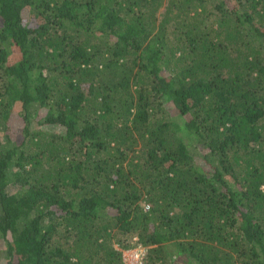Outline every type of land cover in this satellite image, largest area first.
Returning <instances> with one entry per match:
<instances>
[{
	"label": "trees",
	"instance_id": "trees-1",
	"mask_svg": "<svg viewBox=\"0 0 264 264\" xmlns=\"http://www.w3.org/2000/svg\"><path fill=\"white\" fill-rule=\"evenodd\" d=\"M0 138V264H264V0H0Z\"/></svg>",
	"mask_w": 264,
	"mask_h": 264
},
{
	"label": "rangeland",
	"instance_id": "rangeland-1",
	"mask_svg": "<svg viewBox=\"0 0 264 264\" xmlns=\"http://www.w3.org/2000/svg\"><path fill=\"white\" fill-rule=\"evenodd\" d=\"M31 129H37L35 124L31 125ZM38 129H41V128L38 126ZM42 129H45V128H42ZM47 129H50V128H47ZM20 130H21V127L17 128L16 133H17V137L20 136V138H21L22 134L20 133ZM53 131H55V130H53ZM0 140H3V139L0 138ZM145 255H146V251L140 247L133 248L130 250H123L122 251V260H123L124 264H132L133 258L134 259H135V257L136 258H140V257L142 258V256H143V261H144Z\"/></svg>",
	"mask_w": 264,
	"mask_h": 264
},
{
	"label": "built area",
	"instance_id": "built-area-1",
	"mask_svg": "<svg viewBox=\"0 0 264 264\" xmlns=\"http://www.w3.org/2000/svg\"><path fill=\"white\" fill-rule=\"evenodd\" d=\"M143 263V256L142 258H136L135 259L133 258V261H132V264H142Z\"/></svg>",
	"mask_w": 264,
	"mask_h": 264
}]
</instances>
